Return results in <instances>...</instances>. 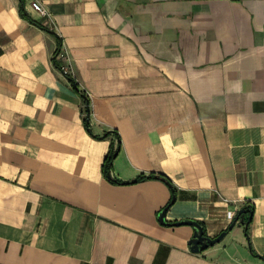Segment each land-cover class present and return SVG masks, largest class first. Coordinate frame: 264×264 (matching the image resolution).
Here are the masks:
<instances>
[{
	"label": "crops",
	"instance_id": "obj_1",
	"mask_svg": "<svg viewBox=\"0 0 264 264\" xmlns=\"http://www.w3.org/2000/svg\"><path fill=\"white\" fill-rule=\"evenodd\" d=\"M23 12L0 0V264H264V0ZM150 174L174 190L166 225L168 184L136 181ZM247 206L250 245L235 224L193 253L192 227L168 225L213 238Z\"/></svg>",
	"mask_w": 264,
	"mask_h": 264
},
{
	"label": "trees",
	"instance_id": "obj_2",
	"mask_svg": "<svg viewBox=\"0 0 264 264\" xmlns=\"http://www.w3.org/2000/svg\"><path fill=\"white\" fill-rule=\"evenodd\" d=\"M19 11H20V13L22 15H24L26 17L25 13L23 12V0H19ZM57 41H58V45H57L56 50L54 51V54H56L58 52V50H59V48L61 46L60 40L57 39ZM54 65L56 66V68H59V64L55 60H54ZM69 80L72 82L71 79H69ZM72 84L74 85V88L76 89L74 82H72ZM84 113H85V118H86L87 115H88V105H87V99L86 98L84 99ZM105 137H107V134H103L101 137H96V138H105ZM117 151H118V144H117L115 149H110L108 151V153L106 154V156H105V158L103 160V163H102V168H101L102 172L104 173V175H106V177H108V179H110V181H114L113 179L109 178V171L111 169V162L114 159V157L116 156ZM146 178H160V179H162L163 181H165L168 184V186H169V188L171 190V197H170L168 203L165 205V207L162 210L167 209L172 204V202L174 201V190H173L169 180L166 179L165 177L161 176V175L150 174V175H147V176H139L136 179V181L137 180H143V179H146ZM242 209L245 212L242 213V214H238V212H236L231 224L228 226V228L224 232H228L232 228V226L235 225V224H241V225L244 226V235H245V238H246V240L248 242V245H250L249 232H248V226L250 224V220L249 221H247V220L252 215V208L247 206V207H243ZM246 213L248 215H247V218L245 219L243 217V215L246 214ZM166 224L167 223L165 222V224H162V225H166ZM198 224L200 225V223H198ZM168 225H174V223L168 224ZM202 230H203V228H202ZM203 235L205 236L204 230H203ZM189 247H190V245H189Z\"/></svg>",
	"mask_w": 264,
	"mask_h": 264
},
{
	"label": "water",
	"instance_id": "obj_3",
	"mask_svg": "<svg viewBox=\"0 0 264 264\" xmlns=\"http://www.w3.org/2000/svg\"><path fill=\"white\" fill-rule=\"evenodd\" d=\"M165 211L166 209L162 210L158 215V221L160 224H165L164 221ZM244 212L245 211L243 209H240L238 211V214H242ZM249 220L250 217L248 218L247 221ZM180 225H189L193 229V235L189 241L190 251L193 253L204 251L208 247H212L213 245L219 243L226 234V232L223 231L213 238L204 236L202 227L196 221L193 220H182L174 223V226H180Z\"/></svg>",
	"mask_w": 264,
	"mask_h": 264
},
{
	"label": "built area",
	"instance_id": "obj_4",
	"mask_svg": "<svg viewBox=\"0 0 264 264\" xmlns=\"http://www.w3.org/2000/svg\"><path fill=\"white\" fill-rule=\"evenodd\" d=\"M30 7H31V9L33 11H35L36 13H38L42 17L47 15L46 10L44 8H42L36 1H32L30 3ZM64 58H65L64 52H63L62 48L60 47L58 52L56 54H54V60L56 62H58V64H59L58 70L62 74L66 75L67 72H68V69H67L66 64H64V62H63ZM228 216L229 217H233V214L232 213H228Z\"/></svg>",
	"mask_w": 264,
	"mask_h": 264
}]
</instances>
